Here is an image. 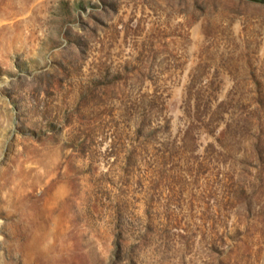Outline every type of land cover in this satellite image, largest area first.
I'll list each match as a JSON object with an SVG mask.
<instances>
[{
  "label": "rangeland",
  "instance_id": "1",
  "mask_svg": "<svg viewBox=\"0 0 264 264\" xmlns=\"http://www.w3.org/2000/svg\"><path fill=\"white\" fill-rule=\"evenodd\" d=\"M20 194L18 264H264V0H0Z\"/></svg>",
  "mask_w": 264,
  "mask_h": 264
},
{
  "label": "bare ground",
  "instance_id": "2",
  "mask_svg": "<svg viewBox=\"0 0 264 264\" xmlns=\"http://www.w3.org/2000/svg\"><path fill=\"white\" fill-rule=\"evenodd\" d=\"M24 196V194H20L18 207L7 213L9 224L14 229L11 232L5 231L4 226L6 223L0 221V264H18L17 260L21 259L24 262L28 239L31 238L35 242L40 236L37 215L39 205L35 200L25 201ZM33 264L38 263L33 262Z\"/></svg>",
  "mask_w": 264,
  "mask_h": 264
}]
</instances>
